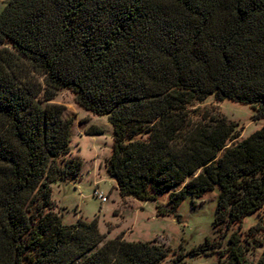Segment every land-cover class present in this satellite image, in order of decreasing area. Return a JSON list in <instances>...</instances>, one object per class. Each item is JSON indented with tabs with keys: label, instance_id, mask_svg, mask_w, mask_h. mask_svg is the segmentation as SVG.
Wrapping results in <instances>:
<instances>
[{
	"label": "trees",
	"instance_id": "16d2710c",
	"mask_svg": "<svg viewBox=\"0 0 264 264\" xmlns=\"http://www.w3.org/2000/svg\"><path fill=\"white\" fill-rule=\"evenodd\" d=\"M61 89L107 116L106 171L122 196L166 195L156 206L166 215L218 186L215 226L262 215L209 264H264V125L237 141L235 122L196 106L212 95L264 118V0H7L0 10V264H161L162 244L105 239L97 216L65 224L51 208V182L82 166L67 156Z\"/></svg>",
	"mask_w": 264,
	"mask_h": 264
},
{
	"label": "rangeland",
	"instance_id": "374dc122",
	"mask_svg": "<svg viewBox=\"0 0 264 264\" xmlns=\"http://www.w3.org/2000/svg\"><path fill=\"white\" fill-rule=\"evenodd\" d=\"M7 0H0V10ZM54 101L64 106V115L73 119L68 157L81 161V171L68 179L51 182V199L54 211L60 213L65 224L76 223L79 219L90 221L98 217V227L105 239L124 235L129 242L150 241L167 248V255L161 264H171L180 256L182 264H209L220 258L219 250L228 245L230 232L241 225L245 233L261 217L262 211H255L243 217L237 224L215 226L218 186L193 200L187 195L173 214L159 215L157 204L165 206L167 196L155 200H141L132 196L122 197L116 182L105 171V159L113 149L114 131L106 115H91L74 101L69 89L57 92ZM196 106L211 108L226 119L235 122L241 135L246 138L264 125V118L253 120L249 104L231 99L216 101L211 95ZM102 129L101 134L85 133L89 125ZM97 172L98 187L108 200L101 203L93 196L94 172ZM208 240V242H207ZM193 254L194 250H198ZM262 251L257 248L255 261Z\"/></svg>",
	"mask_w": 264,
	"mask_h": 264
},
{
	"label": "built area",
	"instance_id": "2783aa9c",
	"mask_svg": "<svg viewBox=\"0 0 264 264\" xmlns=\"http://www.w3.org/2000/svg\"><path fill=\"white\" fill-rule=\"evenodd\" d=\"M93 196H95L101 203L108 200V196L99 189L97 182H94Z\"/></svg>",
	"mask_w": 264,
	"mask_h": 264
},
{
	"label": "crops",
	"instance_id": "0c3cea01",
	"mask_svg": "<svg viewBox=\"0 0 264 264\" xmlns=\"http://www.w3.org/2000/svg\"><path fill=\"white\" fill-rule=\"evenodd\" d=\"M85 111L88 112V113H90L91 115H93L90 111H87V110H85ZM95 116H96V115H95ZM105 160H106V159H105ZM105 162H106V161H105ZM105 171H106V165H105ZM106 172H107V171H106ZM96 176H97V172L95 171V172H94V176H93V180H95V179H96V180H95L94 182H98V181H99V180L97 179ZM115 182H116V181H115ZM117 190H118V189H117ZM122 197L125 198V197H129V196H122ZM122 237H123V239H124V235H123Z\"/></svg>",
	"mask_w": 264,
	"mask_h": 264
}]
</instances>
